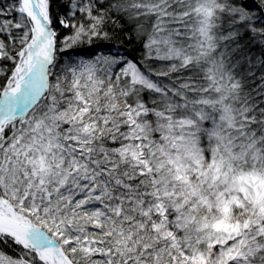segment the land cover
Returning a JSON list of instances; mask_svg holds the SVG:
<instances>
[{
    "label": "snow or ice",
    "instance_id": "obj_1",
    "mask_svg": "<svg viewBox=\"0 0 264 264\" xmlns=\"http://www.w3.org/2000/svg\"><path fill=\"white\" fill-rule=\"evenodd\" d=\"M0 264H264V0H0Z\"/></svg>",
    "mask_w": 264,
    "mask_h": 264
},
{
    "label": "trees",
    "instance_id": "obj_2",
    "mask_svg": "<svg viewBox=\"0 0 264 264\" xmlns=\"http://www.w3.org/2000/svg\"><path fill=\"white\" fill-rule=\"evenodd\" d=\"M56 8H57V4L54 3L53 4V9L55 10ZM124 47L129 49V50H131L133 47L139 48V45H136V44H125ZM131 54L133 56H139V52L138 51L137 52H132Z\"/></svg>",
    "mask_w": 264,
    "mask_h": 264
}]
</instances>
